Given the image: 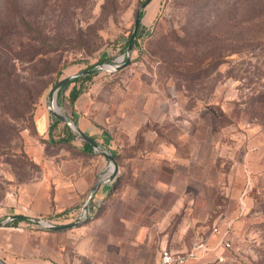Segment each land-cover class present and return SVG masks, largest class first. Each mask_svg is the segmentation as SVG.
<instances>
[{"label": "rangeland", "instance_id": "1", "mask_svg": "<svg viewBox=\"0 0 264 264\" xmlns=\"http://www.w3.org/2000/svg\"><path fill=\"white\" fill-rule=\"evenodd\" d=\"M145 1L0 0V244L23 247L6 264H154L198 242L212 252L187 264H264V0H151L129 65L104 67ZM91 65L76 109L56 104L113 178L48 133L50 89Z\"/></svg>", "mask_w": 264, "mask_h": 264}, {"label": "water", "instance_id": "2", "mask_svg": "<svg viewBox=\"0 0 264 264\" xmlns=\"http://www.w3.org/2000/svg\"><path fill=\"white\" fill-rule=\"evenodd\" d=\"M151 0H146L144 3H142V5L138 8L136 15H135V20H134V26H133V30L130 36V40H129V45L127 48V53H126V58L124 59V63L122 64H114V65H109V64H103L104 67H107L109 69H111L112 71H119L122 70L123 68L127 67L130 63V58H131V54L133 52L134 46H135V41L137 38V33L139 30V25H140V19H141V14L142 11L144 10V8L150 3ZM112 66V67H111ZM101 68V65H96L91 69H87V70H82L78 73L72 74L70 76H67L61 80H59L49 91L48 93V100H47V108L48 111L51 113V115H53L54 117H56L57 119L61 120L62 122L68 124L72 130H74L80 137H82V139H84L85 141H87L89 144H91L93 146V148L95 150H97L98 152L103 153L114 165V169H113V175L112 178L115 177L116 172H117V165L114 161V157L107 154L106 152L101 151L100 145L98 142H96L95 140H93L88 134H86L85 132H83L78 125L67 115L62 114L59 110H56L55 107H58L56 104V97L57 94L59 92V90L65 86L66 84H68L69 82L74 81L77 78L80 77H84L88 74H91L93 72H96L97 70H99ZM105 183L104 180H100L96 183L95 187L93 188L85 206L83 207V214H86V210H87V206L89 204V202L93 199L97 188L100 184ZM24 218L23 216H13L12 219H22ZM46 228L49 229H61L62 227H53V226H47ZM0 264H5L2 260H0Z\"/></svg>", "mask_w": 264, "mask_h": 264}, {"label": "trees", "instance_id": "3", "mask_svg": "<svg viewBox=\"0 0 264 264\" xmlns=\"http://www.w3.org/2000/svg\"><path fill=\"white\" fill-rule=\"evenodd\" d=\"M27 28H29L27 26ZM27 32H30V31H27ZM131 36V34H130ZM130 36L126 42V48H128V45H129V40H130ZM36 40H38L41 45V47H45V48H51V44L48 43V41L46 39H40V38H37ZM137 41L138 39L135 41V46L137 47ZM41 53H46L43 49H40V48H35L33 49V55L32 57H37L39 54ZM34 57V58H35ZM94 66L91 65L89 66L88 68L84 69V70H87V69H91L93 68ZM97 75V71L96 72H93L91 74H88L84 77H80V78H77L75 79L74 81L72 82H69L68 84H66L65 86H63L58 94H57V98H58V102L60 104H62V100H67L70 107L73 108L74 107V103L83 95L85 94L88 90H89V86H90V83L91 81L93 80V77ZM56 84V83H55ZM54 84V85H55ZM53 85V86H54ZM74 110V109H73ZM73 119V118H71ZM74 121V120H73ZM51 124L49 126V129H48V133L49 135L51 136V138L55 139L57 142H61V143H72L75 139H78L80 138V136L74 131L71 129V127L62 122L61 120L57 119L56 117H54L52 115L51 117ZM59 125H62V127H58ZM82 138V137H81ZM91 138L93 140L96 141L97 137L96 136H91ZM82 141V146H83V151L87 154H92L94 153V148L91 144H89L87 141H85L84 139H81ZM109 140L107 138L104 137V142L105 144L108 142ZM22 220L20 219H13L11 221V223H8V226H13V227H16L18 225L19 222H21Z\"/></svg>", "mask_w": 264, "mask_h": 264}, {"label": "built area", "instance_id": "4", "mask_svg": "<svg viewBox=\"0 0 264 264\" xmlns=\"http://www.w3.org/2000/svg\"><path fill=\"white\" fill-rule=\"evenodd\" d=\"M230 227V225H228ZM217 227L214 228V231L217 232ZM228 235V229L223 233V237ZM230 244L225 243V247H229ZM208 252H212V249L209 248L204 243L198 242L193 245V247L184 252H175L171 250H163L155 264H187L192 260H197L199 258H204Z\"/></svg>", "mask_w": 264, "mask_h": 264}, {"label": "crops", "instance_id": "5", "mask_svg": "<svg viewBox=\"0 0 264 264\" xmlns=\"http://www.w3.org/2000/svg\"><path fill=\"white\" fill-rule=\"evenodd\" d=\"M84 95V94H83ZM82 95V96H83ZM81 96V97H82ZM80 97V98H81ZM80 98L74 103V109H76V103L80 100ZM89 136L91 137V136H94V135H90L89 134ZM97 142V141H96ZM94 151H95V149H94ZM264 154V147H263V149H261L260 150V152H259V154H260V156H263L262 154ZM259 154H257V155H259ZM256 155V156H257ZM257 159H259V158H257ZM98 182V181H97ZM96 182V183H97ZM96 183H95V185H96ZM95 185H94V187H95ZM93 187V188H94ZM112 189V186H108V185H105V183H103V184H100L99 186H98V188H97V191H96V193H98L99 194V192H102V193H104V194H106V192H108V191H110ZM93 190V189H92ZM92 192V191H91ZM95 193V194H96ZM109 193V192H108ZM95 196V195H94ZM179 194L177 195V200H178V203H177V206L180 204L179 203V201H181L179 198ZM89 198V197H88ZM97 198V197H96ZM93 199H94V197H93ZM93 199L91 200V201H93ZM101 199V198H100ZM90 201V202H91ZM103 201V199L101 200V202ZM87 202V201H86ZM86 202H85V204H86ZM90 202H89V204H90ZM85 204H84V206H85ZM89 204H88V206H89ZM83 206V207H84ZM88 206H87V208H88ZM88 210V209H87ZM87 210H86V214H87ZM82 212H83V208H82ZM95 213H96V210H90L89 211V214H87L88 216H87V219L88 218H91L92 216H94L95 215ZM172 214H174V212L171 210V211H169V213L167 212V216H170V215H172ZM17 216H19V215H17ZM86 216V215H85ZM27 218L26 217H24V218H22V219H20V220H26ZM9 220H13L12 219V217L9 219ZM228 221L226 222V221H223V222H216V223H214V225H213V227L215 228V227H228ZM42 228V227H41ZM48 229V230H47ZM46 229V231H49V230H57V229H49V228H47ZM226 229V228H225ZM225 229H224V231H225ZM221 230H223V228H221ZM6 243V245H4L3 243L2 244H0V248L2 249V248H4V247H7V246H11V248H13V250H15V251H17V252H21L22 251V249H23V247H22V245H13V244H11V242H8V241H6L5 242ZM175 252H184V251H175ZM217 255H220V253H216ZM3 262H5V264L6 263H9L10 262V259H3ZM155 264V263H154Z\"/></svg>", "mask_w": 264, "mask_h": 264}, {"label": "bare ground", "instance_id": "6", "mask_svg": "<svg viewBox=\"0 0 264 264\" xmlns=\"http://www.w3.org/2000/svg\"><path fill=\"white\" fill-rule=\"evenodd\" d=\"M55 109H56V110H59V108H58V107H55Z\"/></svg>", "mask_w": 264, "mask_h": 264}]
</instances>
